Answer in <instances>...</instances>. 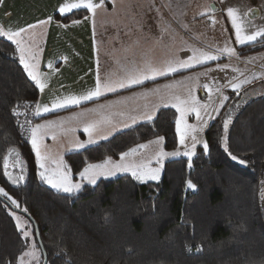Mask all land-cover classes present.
<instances>
[{
  "label": "trees",
  "instance_id": "trees-1",
  "mask_svg": "<svg viewBox=\"0 0 264 264\" xmlns=\"http://www.w3.org/2000/svg\"><path fill=\"white\" fill-rule=\"evenodd\" d=\"M88 13L77 9L56 18L67 23ZM261 51V36L238 47L240 56ZM39 97L16 44L0 36V188L35 220L47 264H264V93L218 113L205 134L208 149L200 144L193 157L168 159L159 180L125 173L85 183L72 193L52 188L41 177L27 137L30 122L52 115L34 117ZM177 119L175 108L162 107L150 120L66 152L65 169L79 180L89 165L117 160L158 137L173 151L179 144ZM14 212L0 198V264H17L30 238L43 264L34 222L18 212L28 220L31 235L25 237Z\"/></svg>",
  "mask_w": 264,
  "mask_h": 264
},
{
  "label": "rangeland",
  "instance_id": "rangeland-1",
  "mask_svg": "<svg viewBox=\"0 0 264 264\" xmlns=\"http://www.w3.org/2000/svg\"><path fill=\"white\" fill-rule=\"evenodd\" d=\"M11 3H13L12 0H0V26H5L7 23L9 26L12 25V23L10 24L12 19L4 11V9H8L11 6ZM113 4L123 5L127 9L126 12L113 11L123 23L122 26L124 27L126 39L125 48L123 45L122 50L125 55L129 54L132 48H146L145 42L153 39V67L156 68L166 67L169 61L168 56L172 54L171 50L173 52L178 43L185 49L188 48V50L179 53L181 60H187L192 55L194 49L206 51L218 56L215 63L169 78L167 79L166 85L162 84L157 87L160 88V91L153 96L154 103L157 104V102L161 101V103L172 102L176 105L178 110L177 122L181 121L179 108L185 109L186 114L183 117V121L180 124L177 123V129L178 127L183 128L184 124L197 125L199 123L196 118V113L191 110L196 101L200 105H211L207 110L210 116L212 114L213 116L216 115L221 109L220 103L222 102L224 104L226 101L218 97L219 91H216V89H220L225 82L231 79L232 75L228 73L224 74L222 70H228V67L231 66H234L236 68L235 70H238L239 63L228 59V54H221L220 50L225 47L233 48L235 54L238 55L237 47L241 45L237 41L236 31L232 25L231 18L227 14V9L229 7L233 8L237 11L238 16L242 17V20L238 19V23L242 24V36L264 29V0H115ZM258 12L259 14L257 16L254 15ZM128 22H132L133 24L129 25ZM31 25H36V27L28 28V26H25L26 31L21 33L18 39L21 40V46L26 50L24 54L25 62L36 67L43 52L45 26L40 23ZM5 30L9 29L5 27ZM11 41L15 43L14 40ZM17 49L18 57L21 61L20 47L17 46ZM263 55L264 51L259 56ZM176 60L178 59L174 57L173 61ZM210 62L212 61L206 63ZM218 65H227L228 67L222 69ZM195 66L197 65L193 67ZM248 79L251 81V77ZM204 85H207L208 88L205 89L203 87ZM227 96L228 92L225 91L224 97ZM180 101H187V103H180ZM213 109L216 110L214 111ZM35 110L36 106L31 111L34 112ZM94 110L90 109L85 118L87 119L89 116L96 117L95 112L93 113ZM198 110L201 116L205 115L203 109L198 108ZM74 116L55 117L43 123V125H41L42 123L36 124L42 126L36 131V141L40 149V154L44 157L43 160L37 159L39 166H41V163L44 165L41 169L46 181L47 177H51L54 182L59 181L62 176L66 175L71 184H80L82 187L85 183H90L89 177L81 176L79 180H73L70 173L65 169V153L72 149H80L77 147L78 144H83L85 147L102 140L101 137L106 136L108 138L114 130H109V126L105 123L103 127H95L91 135L87 132V136L77 140L72 134L68 136L71 130H65L66 127L72 125L70 118H73L72 120L77 123L79 120L77 118L82 117L81 115ZM34 128V126L32 127V123L27 126L26 133L29 139L33 136L32 130ZM203 132L199 133L201 137ZM177 133L180 139L181 132L178 131ZM90 140L93 142L89 143ZM203 140L205 141L204 138ZM162 141L159 144L155 143L157 145L156 148L153 147L152 149V146L151 149H148V147L143 148L140 154L130 155L123 159L121 156L117 160H111L106 167L112 169L116 164H147L150 161V165L147 164V166L150 168L160 167L161 178L164 171V162L170 156L164 157L162 162L158 164L155 159V153L161 148L165 152H172L167 151L162 146ZM191 143L190 137L185 140L187 147L181 145L179 142V150H189ZM147 144L143 143L142 145ZM124 173L132 174L131 171H116L114 175L105 174L99 176L96 178V181L102 177H112ZM144 181H147V179ZM49 185L54 189H58L52 184ZM13 214L18 225H23V230L28 231L29 235H31L28 220L18 212H14ZM25 253H32V255H24ZM25 253L22 255L25 264H38L40 262V252L31 238ZM17 264H19V261Z\"/></svg>",
  "mask_w": 264,
  "mask_h": 264
},
{
  "label": "crops",
  "instance_id": "crops-1",
  "mask_svg": "<svg viewBox=\"0 0 264 264\" xmlns=\"http://www.w3.org/2000/svg\"><path fill=\"white\" fill-rule=\"evenodd\" d=\"M114 1L91 0L96 5L94 12L88 9V15L67 23L57 20L56 15L67 14L77 9H71L64 13H61L59 9L65 4L80 3L84 5L89 0H12L11 6L8 9H4L9 14V18L12 19L10 22V24L12 23L11 26L8 23L5 25L9 30H18L31 24H38L39 21H47L44 24L43 52L39 63L34 67V70L41 74V81L46 85L44 92H40L37 103L41 105V108L43 105L51 107V101L56 98L86 94L89 90L95 88L97 76L100 77L101 81L106 79L117 81L125 78L134 69L143 70L148 66L153 67V39L145 42L146 48H132V51L126 55L122 50L123 45L125 48V31L121 19L113 11L126 12L127 9L123 5L113 4ZM37 2L38 4H36ZM79 9L87 8L82 6ZM258 14L259 12L254 15L257 16ZM49 17H51V20H49ZM74 21L76 23H73ZM128 24L132 25L133 23L128 22ZM184 50H188V48L185 49L178 43L173 52L171 50L172 54L168 56V63L173 61L174 57L181 60L179 53ZM260 53H263V51L242 57L239 53L238 55H228V59L239 63V69L235 70L236 68L231 66L228 67V70H222L224 74L228 73L232 77L219 89L218 97L220 99L223 98L225 91H227L228 99L218 113L227 107L238 109L249 100L264 93V55L259 56ZM213 63L215 61L188 69H181L176 73H169L167 76H158L155 80L144 81L142 85L118 89L115 93H105L102 97L94 98L91 101H83L79 105H71L47 113L41 111V115H35L34 111V117L52 115L32 123V127L41 123L43 125V123L55 117L67 115L73 117L76 114L74 117L77 115L82 117L77 118L79 119L77 123L72 120L73 118H70L72 125L65 129L71 130L68 136L72 134L77 140H80V138L87 136L85 128L92 123H95L96 127H103L106 123L109 126V130H114L113 133H115L139 122L149 120L147 119L148 116L153 118L162 107H173L177 110V106L172 102L161 103L159 101L157 104L154 103L153 96L160 91V88L157 87L162 84L166 85L169 78ZM50 64L51 67H49ZM250 77L251 81L241 86L239 95L236 94L232 87L228 86V82L234 78L247 80ZM101 105L104 107H101ZM90 109H95L93 113L95 112L97 116L94 118L89 116L86 119L85 116ZM216 115H211L202 138L205 139L206 131ZM133 119H135V123L132 122ZM125 125L128 126L126 127ZM113 133L111 132V135ZM156 139L144 142L148 143V149H151V146L152 149L157 147L155 145ZM29 140L32 143V138ZM199 145H196L195 152ZM162 146L164 147V139ZM176 149L173 151L180 152V155L185 152L179 150V144ZM142 151L143 148H139L134 155L140 154ZM177 156L167 157L165 162ZM147 164L150 165L149 163Z\"/></svg>",
  "mask_w": 264,
  "mask_h": 264
},
{
  "label": "snow or ice",
  "instance_id": "snow-or-ice-1",
  "mask_svg": "<svg viewBox=\"0 0 264 264\" xmlns=\"http://www.w3.org/2000/svg\"><path fill=\"white\" fill-rule=\"evenodd\" d=\"M85 7L87 9L95 11L96 5L89 0L88 3L81 5L80 3H72V4H65L63 7L59 9L61 13L70 11L71 9H79L80 7ZM227 14L231 18V22L233 27L235 28L236 31V38L239 44L243 45L249 42H254L258 36L264 37V29H260L254 33L251 34H246L244 36L241 35L242 33V24L238 23V19L242 20V17L238 16V13L236 10L233 8L229 7L227 9ZM49 20H51V17H49ZM38 23L40 24H45L47 21H39ZM73 23H76L75 21ZM6 26H0V36L6 37L8 40H14L16 45L20 47V52H21V62L24 63V66L26 69H28V76L31 78L32 81L35 82V84L39 87L40 92H44L45 90V83L41 81V74H39L37 71L34 70L33 65H29L27 62L24 60V54L26 52L25 48L21 46V40L18 39L20 37L21 33L25 32V28H20L18 30H5ZM36 25H28V28H35ZM221 54H228L229 56H232L235 54V50L233 48L225 47L224 49L220 50ZM218 59L217 55H213L209 52L202 51V50H193L192 55L187 59V60H176V61H170L166 67L164 68H156L152 66H148L143 70H132L129 72V74L120 80L113 81L106 79L104 81H101L100 77L97 76V82L95 85V88L93 90H89L86 94H82L79 96H67L64 98H56L55 100L51 101V107L48 105H43L41 108L40 104L36 105V110H35V115H41V111L44 113L53 111L55 109H61L65 108L71 105H79L83 101H91L94 98H99L105 95V93H115L117 92L118 89H127L131 88L133 85H142L144 81L146 80H155L158 76L163 77L167 76L169 73H176L180 69H188L192 68L194 65H201L205 64L208 61H215ZM51 67V64L49 65ZM222 69L228 67L227 65L224 66H219ZM243 75V73H241ZM250 82L249 80H239L238 78H234L233 80H230L228 82V86L232 87L234 91L236 92L237 95H239V90L241 86L245 83ZM205 89L208 88L207 85L203 86ZM216 91H219L217 88ZM178 99V98H177ZM211 99V97H210ZM224 100H227V97H223ZM180 103H187V101H180ZM211 105H200L198 101L194 103V106L191 108L192 111L196 113V118L199 121L197 125H189V124H184L183 128L177 129V131L181 132L179 142L181 145H187L185 144L186 138L190 137L191 139V148L183 153V155L186 156H193L195 155V148L197 144H202L204 150L208 149V144L206 141L203 140V138L199 135V133L203 132L204 128L207 126L208 119H211V116L208 114V108ZM101 107H104L101 105ZM220 107H223V103H220ZM198 108L203 109L205 115L201 116L200 111ZM181 112V121H178L177 123L180 124L183 121V117L186 114L184 108H179ZM214 111L216 109H213ZM14 114L19 115V113H16L15 109H13ZM207 117V118H206ZM147 119H152L151 116H148ZM135 123V119L132 121ZM229 121H225L224 123V128L225 131L227 130L228 123ZM126 127L128 125H125ZM41 125H36L35 128L32 130L33 136H32V144L33 147L36 149V155L39 159L43 160L44 157L41 156L40 154V149L36 141V131L41 128ZM96 124L92 123L88 125L85 128V131L89 132L91 135V132L93 129H95ZM102 139H107L106 136L101 137ZM163 140V137L158 138V140L155 142L159 144L160 141ZM93 141H89L91 143ZM77 147L83 148V144H78ZM147 145H138L137 148H132L129 149V151L124 152L122 154V159L124 157H128L130 155H134L139 148H145ZM224 147L227 148V137H224ZM180 152L174 151V152H165L162 148L159 149L155 153V159L158 164L162 162V159L167 156H177L180 155ZM231 155V153H229ZM233 160H236V156H232ZM20 161H17L19 163ZM111 162V159L105 161L103 164H95V165H89L87 168H85L80 175L82 177L88 176L89 177V182L92 184L96 183V178L99 176H103L105 174L107 175H114L116 171H131L132 175L135 176L138 180H159L160 178V167L157 168H150L147 166V164L141 163V164H129V165H121V164H116L114 165V168L109 169L106 167ZM241 164L245 163L244 160L239 161ZM150 163V161H149ZM8 159H4V168L5 170L8 168ZM44 165L41 163V168H43ZM6 175H9L7 171L5 172ZM41 177H44V173L41 172ZM11 178V177H10ZM20 179H23V177H18L17 179L13 180V183H18ZM47 182L49 184H52L54 187L58 189H63L65 192H76L79 191L81 188L80 184H71L69 181L68 177L66 175L62 176L59 181H53L51 177H47ZM188 186L194 188L195 185L191 183V181L188 182ZM0 195H3L4 197L8 198L11 200V203L16 204L17 207H19V204L17 201L9 197V194L3 189L0 188ZM27 211V209H25ZM21 227L23 231V235L25 237L29 236V232L26 230H23V225H18ZM191 250V249H190ZM199 250V249H197ZM24 255H32V253H25ZM19 264H25V261L23 259V256L20 257L19 259Z\"/></svg>",
  "mask_w": 264,
  "mask_h": 264
},
{
  "label": "water",
  "instance_id": "water-1",
  "mask_svg": "<svg viewBox=\"0 0 264 264\" xmlns=\"http://www.w3.org/2000/svg\"><path fill=\"white\" fill-rule=\"evenodd\" d=\"M0 198H2L11 208H13L15 211H17V212H21V213H23V214H25V215H27L28 217H30L31 218V220L34 222V224H35V226H36V232H37V236H38V239H39V242H40V245H41V248H42V250H43V255H44V262H43V264H47V253H46V251H45V249H44V246H43V244H42V241H41V239H40V235H39V229H38V226H37V224H36V222H35V220L27 213V212H25V211H23V210H21V209H19V208H17V207H15L10 201H8L6 198H4L3 196H1L0 195Z\"/></svg>",
  "mask_w": 264,
  "mask_h": 264
}]
</instances>
